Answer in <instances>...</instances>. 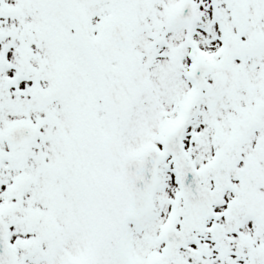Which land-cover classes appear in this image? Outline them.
Here are the masks:
<instances>
[{"label": "snow or ice", "instance_id": "6c2138e0", "mask_svg": "<svg viewBox=\"0 0 264 264\" xmlns=\"http://www.w3.org/2000/svg\"><path fill=\"white\" fill-rule=\"evenodd\" d=\"M0 264H264V0H0Z\"/></svg>", "mask_w": 264, "mask_h": 264}]
</instances>
